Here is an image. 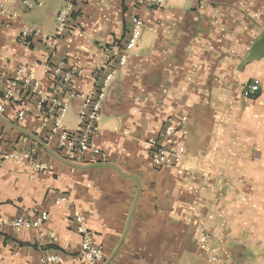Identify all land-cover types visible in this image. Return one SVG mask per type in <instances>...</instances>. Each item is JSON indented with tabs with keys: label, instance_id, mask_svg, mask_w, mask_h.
Segmentation results:
<instances>
[{
	"label": "crops",
	"instance_id": "1",
	"mask_svg": "<svg viewBox=\"0 0 264 264\" xmlns=\"http://www.w3.org/2000/svg\"><path fill=\"white\" fill-rule=\"evenodd\" d=\"M64 7L0 0V71L25 65L40 80L62 61L80 72L81 93L112 73L93 139L106 161L65 158L37 132L34 108L22 121L14 109L0 113V264L48 254L89 264L75 214L103 250L95 264H264V0H80L56 48L22 40L24 25L55 35ZM134 17L141 36L120 66ZM252 82L260 91L246 98ZM82 101H69L66 127H76ZM172 119L185 153L158 168L151 141Z\"/></svg>",
	"mask_w": 264,
	"mask_h": 264
},
{
	"label": "built area",
	"instance_id": "2",
	"mask_svg": "<svg viewBox=\"0 0 264 264\" xmlns=\"http://www.w3.org/2000/svg\"><path fill=\"white\" fill-rule=\"evenodd\" d=\"M21 1V0H18ZM80 0H65V7L56 14L57 28L53 36L43 33L41 30L24 25L21 30V38L28 44L33 39H41L51 48H56L59 39L66 35L70 29L72 17L77 11V3ZM138 4H147L151 7H160L164 0H135ZM29 8L33 4L27 3ZM132 33L124 45V52L118 59L121 66L127 60L126 51L133 49L140 36L142 22L134 17L132 20ZM43 79H36L32 76V68L20 66L12 72L0 71V113L6 112L9 108L16 110L20 121L26 119L32 108L43 114V119L37 127V132L42 134L47 143L61 153L65 158L75 162H104L106 154L97 147L94 136L99 132L102 119V101L105 97V89L112 81L113 74L106 73L95 83L90 93H81L77 87L79 71L69 69L65 63L53 62L45 67ZM260 91L257 82L249 83L243 90L246 98H254ZM76 96H81L83 101L77 114V124L74 129L65 126L64 119L68 112L69 101ZM32 99L35 103L31 104ZM180 122L186 117L178 118ZM178 129L175 121L169 120L163 129V140L151 141V160L153 164L162 168L170 165H179L182 162L185 146L178 137ZM5 158L23 159L17 154L6 155ZM37 170L46 171L51 167L47 164L38 163ZM64 198L57 201L60 204ZM48 220L47 214L40 216V222ZM74 220L77 224V231L80 235L79 257L89 264H95L104 259L103 250L95 243L94 237L87 227L86 219L80 214H75ZM3 221H0V226ZM202 248L207 247V238H201ZM63 257L57 254H48L41 257L40 264H60ZM211 264H218L217 257H212Z\"/></svg>",
	"mask_w": 264,
	"mask_h": 264
}]
</instances>
